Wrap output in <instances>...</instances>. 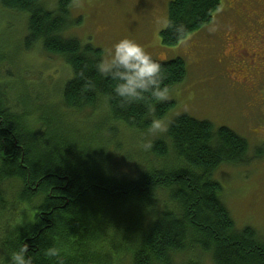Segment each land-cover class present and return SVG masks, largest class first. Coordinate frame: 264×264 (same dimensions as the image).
<instances>
[{"label":"trees","instance_id":"trees-1","mask_svg":"<svg viewBox=\"0 0 264 264\" xmlns=\"http://www.w3.org/2000/svg\"><path fill=\"white\" fill-rule=\"evenodd\" d=\"M54 3L50 10L42 0H0V7L27 17L26 51L41 44L46 57L63 60L70 69L60 92L66 110L101 106L106 113L91 123L92 134H83L84 126H68L40 106L49 119L43 126L54 129L44 135L40 120L27 118L38 108L27 101L26 91L8 92L0 85L2 255L26 246L31 264H176L181 257L185 264L191 253L210 256L214 264H264V239L252 228L235 227L215 180L222 166L247 165L261 159L262 151L249 158L247 141L231 129L183 115L169 125L168 143L153 141L136 164L128 153L123 163L137 170L120 173L119 164L111 170L127 145L110 124L149 133L152 119L163 120L174 104L150 93L133 101L116 96L119 81L97 68L103 51L65 35L72 25V0ZM219 9L221 0H172L161 44L176 46ZM156 62L168 94L185 81L182 59ZM13 213L17 221L10 227ZM53 247L60 256L46 257L45 250Z\"/></svg>","mask_w":264,"mask_h":264},{"label":"rangeland","instance_id":"rangeland-1","mask_svg":"<svg viewBox=\"0 0 264 264\" xmlns=\"http://www.w3.org/2000/svg\"><path fill=\"white\" fill-rule=\"evenodd\" d=\"M171 1L72 0L69 18L72 25L65 33L67 38H76L101 49L104 59L116 42L127 38L142 45L156 61L180 58L187 67L185 81L166 98L174 106L162 120L165 131L137 134L110 124L127 145L121 148L123 155L116 154L110 169L119 164L120 173L131 174L132 169L137 170L123 163V159L129 153L135 163L148 152L153 141L163 139L168 143V127L180 116L208 121L215 128L225 126L247 141L249 158L257 151H262V157L247 165L222 166L215 180L223 190L222 199L235 227L238 230L252 228L264 239V0H221V9L208 24L176 46L166 47L160 42V32L166 28ZM42 2L47 9L56 7L54 0ZM79 19L82 22L76 25ZM26 20V16L0 7V85L8 92L10 89L26 91L27 101L38 108L27 118L36 123L40 120L41 134L48 135L54 130L50 125L43 126L49 122L40 111V106L44 105L58 113L64 124L84 126L81 132L92 134L88 128L106 113L105 108L100 106L95 111L86 109L81 113L66 110L60 92L71 71L63 60L46 57L41 44L30 51L24 49ZM235 37L238 42H234ZM237 81L242 86L245 84V89L239 87ZM39 99L46 102L41 104ZM111 152L114 153L112 149ZM125 162L133 164L129 160ZM6 195L8 199L4 200L10 203L11 197ZM16 221L15 217L8 226ZM183 261L181 257L176 264ZM185 264L214 263L210 256L191 253L186 256Z\"/></svg>","mask_w":264,"mask_h":264},{"label":"clouds","instance_id":"clouds-1","mask_svg":"<svg viewBox=\"0 0 264 264\" xmlns=\"http://www.w3.org/2000/svg\"><path fill=\"white\" fill-rule=\"evenodd\" d=\"M182 32V27L177 29ZM98 71L113 80L119 81L114 88L116 96L125 101L141 99L145 93H150L158 101L165 100L169 89L161 87L162 74L161 65L157 63L145 48L131 39H121L107 51V59L97 65ZM165 124L160 119H152L149 131L163 132ZM27 247H21L7 256L0 255V264H31L30 258L26 256ZM46 257H59L57 248L45 250ZM57 264H62L58 260Z\"/></svg>","mask_w":264,"mask_h":264},{"label":"flooded vegetation","instance_id":"flooded-vegetation-1","mask_svg":"<svg viewBox=\"0 0 264 264\" xmlns=\"http://www.w3.org/2000/svg\"><path fill=\"white\" fill-rule=\"evenodd\" d=\"M261 25H263V24L261 23ZM238 41H239L238 37H235V38H234V42H238ZM238 78H239V77H238ZM238 78H237V80H238ZM237 82H238L239 87H242V89H245V84L242 86L241 83H240L239 81H237Z\"/></svg>","mask_w":264,"mask_h":264}]
</instances>
